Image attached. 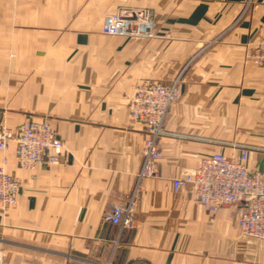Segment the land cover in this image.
I'll return each instance as SVG.
<instances>
[{
  "label": "crops",
  "instance_id": "obj_1",
  "mask_svg": "<svg viewBox=\"0 0 264 264\" xmlns=\"http://www.w3.org/2000/svg\"><path fill=\"white\" fill-rule=\"evenodd\" d=\"M32 1L0 21L17 60L0 102L10 125L46 117L62 148L31 169L17 166L14 143L0 150L20 180L16 203L0 205V264H264V239L238 227L239 204L211 212L171 182L203 155L237 154L232 144L252 146L248 167L264 170V68L244 59L264 37V0ZM123 3L149 8L152 36L101 32ZM178 75L158 176L142 180L134 225L119 232L104 215L134 191L146 136L129 99L144 79Z\"/></svg>",
  "mask_w": 264,
  "mask_h": 264
},
{
  "label": "built area",
  "instance_id": "obj_2",
  "mask_svg": "<svg viewBox=\"0 0 264 264\" xmlns=\"http://www.w3.org/2000/svg\"><path fill=\"white\" fill-rule=\"evenodd\" d=\"M101 30L115 36L154 34L151 16L145 9L121 10L107 16ZM244 59L264 68V37L246 52ZM179 79V75L169 83L144 79L137 84L129 99V114L141 123L146 136L134 191L125 203L112 205L104 215L105 221L117 226L119 232L134 225L135 193L142 180L158 176L156 163L161 157L159 138L167 132L164 122L170 106L179 96ZM1 113L0 150H6L14 142L16 161L20 167L31 169L44 161L57 159L62 143L47 118L27 119L11 128ZM231 146L239 152L226 154L220 150L203 155L193 172L173 177V190L191 185L198 201L211 212L222 204H239L241 211L237 223L240 231L264 239V170H251L248 167L252 146ZM19 189V179L0 167V205L15 204Z\"/></svg>",
  "mask_w": 264,
  "mask_h": 264
},
{
  "label": "rangeland",
  "instance_id": "obj_3",
  "mask_svg": "<svg viewBox=\"0 0 264 264\" xmlns=\"http://www.w3.org/2000/svg\"><path fill=\"white\" fill-rule=\"evenodd\" d=\"M42 1L48 2L49 0H35V2H37V3L42 2ZM51 1H53V0H51ZM32 2H33L32 0H0V21L1 20L5 21V19L6 20L10 19V15L12 13L10 11L5 12V10L7 9L6 7H10L12 4H19V3L26 4V3H32ZM106 2H107V0H100L99 3H101V5H104V4H106ZM129 9H134V10L145 9V10H148L149 15L151 16V19H152V14H151V11L149 10V8H146V7H143V8L142 7H130L129 5H126L123 3L122 5H119L115 11L106 14L104 19H103V23L105 22V19L107 16L119 13L121 10H129ZM103 23L101 25V29H102ZM9 30H10V28H5L3 26L0 27V38L2 35H5V33L8 34ZM153 31H154V29H153ZM101 32H102V30H101ZM4 38H5V36H4ZM15 54H16V49H13L12 45L0 42V92L4 91V93H5L4 98H6L9 95V91L12 89V87L14 86V83L16 82L15 81L16 77L11 76L12 65L16 64V62H17ZM0 111L2 112L1 114L3 116L4 121L11 128H15L17 125L23 123L27 119L37 118V117H33L32 115H30V116H27L22 122H20L16 125H10L8 122L10 109L7 106L6 102L5 103L0 102ZM12 143H14V142H11L10 144H12ZM10 144H9V146H10ZM14 145H15V143H14ZM2 151H4V150H2ZM14 154H15V149H14ZM15 159H16V156H15ZM46 162H48V161H46ZM16 163H17V166L20 167L17 161H16ZM0 167H2L6 171V169L3 166L0 165ZM20 168H22V167H20ZM22 169H25V168H22ZM9 174L12 175L11 173H9ZM12 176H16V175H12Z\"/></svg>",
  "mask_w": 264,
  "mask_h": 264
}]
</instances>
